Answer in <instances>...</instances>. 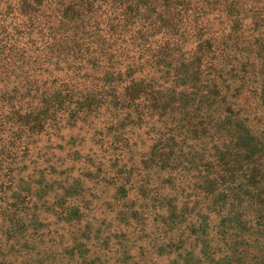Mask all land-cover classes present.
I'll use <instances>...</instances> for the list:
<instances>
[{
    "label": "trees",
    "instance_id": "16d2710c",
    "mask_svg": "<svg viewBox=\"0 0 264 264\" xmlns=\"http://www.w3.org/2000/svg\"><path fill=\"white\" fill-rule=\"evenodd\" d=\"M0 264H264V0H0Z\"/></svg>",
    "mask_w": 264,
    "mask_h": 264
}]
</instances>
